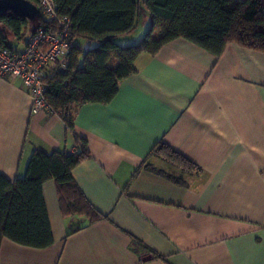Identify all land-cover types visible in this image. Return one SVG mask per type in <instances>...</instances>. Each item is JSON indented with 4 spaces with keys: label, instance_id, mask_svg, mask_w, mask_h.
Listing matches in <instances>:
<instances>
[{
    "label": "crops",
    "instance_id": "1",
    "mask_svg": "<svg viewBox=\"0 0 264 264\" xmlns=\"http://www.w3.org/2000/svg\"><path fill=\"white\" fill-rule=\"evenodd\" d=\"M142 13L119 45L141 39ZM134 66L109 103L77 109L71 132L58 114H32L20 80L0 79V176L23 177L34 151L77 153L82 139L89 157L72 178L105 217L63 211L48 181L53 243L37 249L3 238L0 264H264V52L228 43L215 58L176 39ZM158 143L196 169L151 156Z\"/></svg>",
    "mask_w": 264,
    "mask_h": 264
},
{
    "label": "trees",
    "instance_id": "2",
    "mask_svg": "<svg viewBox=\"0 0 264 264\" xmlns=\"http://www.w3.org/2000/svg\"><path fill=\"white\" fill-rule=\"evenodd\" d=\"M37 6L38 0H26ZM59 13L71 21L64 71L45 79L44 99L51 113L58 114L68 132L73 117L85 104H107L117 94L121 81L136 72L134 63L141 54L154 55L165 44L184 39L220 57L228 43L264 52V0H54ZM141 5L148 27L138 43L121 46L116 38L130 34L137 26ZM48 26L40 15L35 22L6 12L0 17V47L11 48L8 37L25 41L37 29ZM82 38L94 48L81 50L75 40ZM79 152L45 154L34 151L23 177L12 182L0 176V242L44 249L53 243L43 199L42 186L54 181L60 206L65 212L86 213L95 222L104 219L79 192L73 169L89 157L86 143L77 139ZM183 171L195 166L168 148L156 144L150 152ZM146 168L150 169L146 165ZM196 169V168H195ZM132 241L147 249L136 239ZM154 259L160 256L151 252Z\"/></svg>",
    "mask_w": 264,
    "mask_h": 264
},
{
    "label": "built area",
    "instance_id": "3",
    "mask_svg": "<svg viewBox=\"0 0 264 264\" xmlns=\"http://www.w3.org/2000/svg\"><path fill=\"white\" fill-rule=\"evenodd\" d=\"M38 14L48 26L39 28L23 41L19 50L0 47V79L16 78L31 98V112L51 113L45 99V79L52 72L64 71L71 21L59 13L60 4L54 0H38Z\"/></svg>",
    "mask_w": 264,
    "mask_h": 264
},
{
    "label": "water",
    "instance_id": "4",
    "mask_svg": "<svg viewBox=\"0 0 264 264\" xmlns=\"http://www.w3.org/2000/svg\"><path fill=\"white\" fill-rule=\"evenodd\" d=\"M6 12L30 22H35L39 16L37 6L26 0H0V17Z\"/></svg>",
    "mask_w": 264,
    "mask_h": 264
},
{
    "label": "rangeland",
    "instance_id": "5",
    "mask_svg": "<svg viewBox=\"0 0 264 264\" xmlns=\"http://www.w3.org/2000/svg\"><path fill=\"white\" fill-rule=\"evenodd\" d=\"M142 12H144V9H143V7H142V5H141V9L139 10V15H138L137 23H138V22H139V23L142 22V19H143V13H142ZM145 32H146V30L143 32V35L141 36V39H142V37H144ZM139 41H140V40H139ZM139 41H138V42H139ZM138 42H137V43H138ZM75 44H76L81 50H83V51H87L89 48L93 49V48L95 47L93 43H90V42H88L87 40L82 39V38H77V39L75 40Z\"/></svg>",
    "mask_w": 264,
    "mask_h": 264
}]
</instances>
